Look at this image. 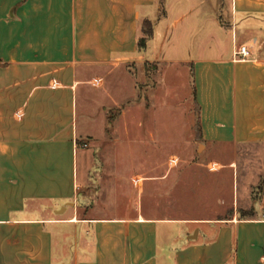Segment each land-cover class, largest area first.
I'll use <instances>...</instances> for the list:
<instances>
[{
	"label": "crops",
	"instance_id": "1",
	"mask_svg": "<svg viewBox=\"0 0 264 264\" xmlns=\"http://www.w3.org/2000/svg\"><path fill=\"white\" fill-rule=\"evenodd\" d=\"M188 66L199 143L264 149V0H0V264H264V174L229 216L166 215L179 204L151 195L180 161L163 152L178 128L155 117L159 81ZM95 159L107 213L79 200Z\"/></svg>",
	"mask_w": 264,
	"mask_h": 264
},
{
	"label": "rangeland",
	"instance_id": "2",
	"mask_svg": "<svg viewBox=\"0 0 264 264\" xmlns=\"http://www.w3.org/2000/svg\"><path fill=\"white\" fill-rule=\"evenodd\" d=\"M149 28V24L145 23L144 31L147 32ZM144 35L148 34L144 33ZM167 71L163 73V81H159L158 97L156 101L154 100L157 106L155 117L157 116L158 121L170 123L172 120L173 124L177 122V125L171 124V128L175 133L178 128V136L173 138L172 146L163 145V152L166 157L172 152L176 153L180 161L178 166L173 168L178 172L177 177L168 178L161 187L162 190L153 192L151 195L162 205H167L169 202L179 204V210L164 209L163 213L166 215L196 217L232 215L235 211L233 197L236 195L237 187L241 186L245 197L256 194V189L251 192V188L254 184L260 183L259 177L264 174V149L260 146H244L236 149L234 146L206 147L200 144L196 138L198 117L191 68L189 66L180 69L169 68ZM158 78L160 79V76ZM148 82L153 81L148 80ZM148 87L151 88L149 85ZM147 93L150 95V90ZM87 104V106L83 105V97H81L78 114L80 130H85L91 125L88 115L92 114V110L89 101ZM84 109H87V114L83 112ZM109 114L114 124L110 126L111 129H107V132L110 133L111 139H115L122 133L121 123L118 121V119L121 120L119 109L114 108ZM112 126L117 127L113 129ZM135 147L138 151L141 146L136 145ZM115 148L122 150L123 146L118 144L114 149L105 153H115ZM211 159H216L226 166L220 171L210 172L207 163ZM104 163L107 168L101 160L98 162L95 159L94 166L97 168L92 169L89 176L91 180L79 194V200L82 199L85 204L84 211L90 210L93 206H99L95 209L96 212H108L104 207L105 200L108 196L115 194L112 191L113 185L109 184V163L107 161ZM163 163L164 171L166 161ZM127 185L129 186V182ZM117 187L116 194L121 200L122 186ZM248 211L242 209L240 214ZM56 263H58L57 258Z\"/></svg>",
	"mask_w": 264,
	"mask_h": 264
},
{
	"label": "built area",
	"instance_id": "3",
	"mask_svg": "<svg viewBox=\"0 0 264 264\" xmlns=\"http://www.w3.org/2000/svg\"><path fill=\"white\" fill-rule=\"evenodd\" d=\"M238 53L239 54H242L243 57H246V56L250 55V48H249V46L246 45V44L241 45L240 48H239ZM87 145H88L87 142H84L83 143V146H87Z\"/></svg>",
	"mask_w": 264,
	"mask_h": 264
},
{
	"label": "trees",
	"instance_id": "4",
	"mask_svg": "<svg viewBox=\"0 0 264 264\" xmlns=\"http://www.w3.org/2000/svg\"><path fill=\"white\" fill-rule=\"evenodd\" d=\"M149 26H150V28H149V30L146 32V34H148V35H150V34H151V31H152V26H151V24H149ZM145 43H146V37H144V38H142V39L140 40V45L144 46ZM263 181H264V180H263Z\"/></svg>",
	"mask_w": 264,
	"mask_h": 264
}]
</instances>
